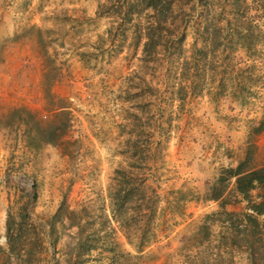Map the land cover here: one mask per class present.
Listing matches in <instances>:
<instances>
[{
    "label": "rangeland",
    "instance_id": "obj_1",
    "mask_svg": "<svg viewBox=\"0 0 264 264\" xmlns=\"http://www.w3.org/2000/svg\"><path fill=\"white\" fill-rule=\"evenodd\" d=\"M261 167L264 0H0V264H264Z\"/></svg>",
    "mask_w": 264,
    "mask_h": 264
},
{
    "label": "trees",
    "instance_id": "obj_2",
    "mask_svg": "<svg viewBox=\"0 0 264 264\" xmlns=\"http://www.w3.org/2000/svg\"><path fill=\"white\" fill-rule=\"evenodd\" d=\"M233 175L236 176L235 183H236V191L241 193L244 197L248 196V192L254 188L255 181H261L264 178V167L259 169H255L249 171L247 173H241L239 170H230ZM264 201H262L261 205L257 204L252 207V210L256 214H264V206H262ZM255 221V219H253Z\"/></svg>",
    "mask_w": 264,
    "mask_h": 264
}]
</instances>
